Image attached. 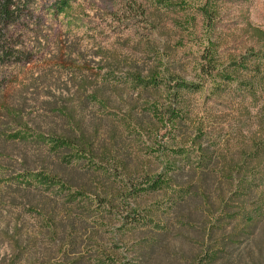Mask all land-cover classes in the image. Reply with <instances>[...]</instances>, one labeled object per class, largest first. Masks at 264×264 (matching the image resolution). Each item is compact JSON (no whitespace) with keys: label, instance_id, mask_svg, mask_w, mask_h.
I'll use <instances>...</instances> for the list:
<instances>
[{"label":"rangeland","instance_id":"rangeland-1","mask_svg":"<svg viewBox=\"0 0 264 264\" xmlns=\"http://www.w3.org/2000/svg\"><path fill=\"white\" fill-rule=\"evenodd\" d=\"M60 1L0 0V264H10L19 236L39 232L43 196L66 192L28 172L61 161L196 166L208 146L225 165L239 163L255 136L264 144V0H70L58 12ZM161 79L172 90L193 85L180 93L183 109L172 104L177 121H167ZM69 130L80 141L87 130L101 155H68L45 138ZM262 174L249 180L264 190ZM166 198L145 194L142 214L156 220ZM103 224L109 235L121 226ZM142 225L123 231L128 242L156 233V221ZM54 245L39 249L43 258L56 257Z\"/></svg>","mask_w":264,"mask_h":264},{"label":"trees","instance_id":"trees-1","mask_svg":"<svg viewBox=\"0 0 264 264\" xmlns=\"http://www.w3.org/2000/svg\"><path fill=\"white\" fill-rule=\"evenodd\" d=\"M69 2L61 0L58 12H63ZM6 14L8 17L9 12ZM162 81L156 85L166 84L172 100L165 107L167 121H177L178 109L172 104L183 109L180 93L183 87L193 85L178 81L172 90L169 83ZM99 96L94 98L109 106ZM73 122L69 118L67 124L78 129ZM151 124L155 122L151 120ZM74 132L44 137L55 145L54 149H67L68 155H101L95 152L87 130L82 141ZM199 159L196 166H180L173 161L171 166L156 170L152 165L131 166L126 162L112 168H78L61 161L54 167L28 172L66 192L60 197L43 196L39 210L42 227L31 233L27 242L18 237L14 245L16 255L11 257L10 264H264V190L249 180L254 171L258 170L261 176L264 172L262 140L255 136L251 149L241 151L239 163L224 165L220 154L210 146L201 149ZM258 160L253 166L252 162ZM117 171L121 175L114 173ZM165 187L177 191L167 194ZM151 192L168 197L162 206H157L156 220L152 221L150 215L145 216L140 210L143 196ZM247 210L251 213L245 215ZM154 221L156 233L143 237V241L135 237L128 242L125 238L126 228L139 234L142 224ZM102 223L121 226L115 228L117 235H109L110 230ZM56 243L59 256L57 252L56 257L43 258L39 249ZM121 247H129L133 259L123 257ZM27 255L33 258H26Z\"/></svg>","mask_w":264,"mask_h":264}]
</instances>
